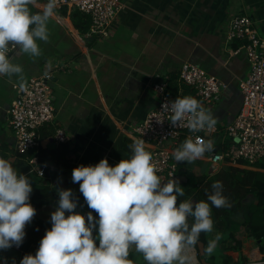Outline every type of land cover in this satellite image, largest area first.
I'll use <instances>...</instances> for the list:
<instances>
[{
  "label": "crops",
  "instance_id": "obj_1",
  "mask_svg": "<svg viewBox=\"0 0 264 264\" xmlns=\"http://www.w3.org/2000/svg\"><path fill=\"white\" fill-rule=\"evenodd\" d=\"M123 2L125 7L107 37L90 34V16L78 14L67 5L57 9V15L49 22V42H39L40 57L17 54L16 50L12 53L13 63L24 68V83L32 76L53 73L50 83L54 118L41 127L40 145L27 152L16 147L8 111L18 93L14 85L19 82L15 76L11 80L0 77V154L19 173L29 177L32 192L44 189L49 199L35 207L36 216L26 227L21 246L0 250V258H4L0 264H5V259L12 264L13 258L15 264H20L24 255H35L47 230L37 220L47 221L55 211L59 199L56 189H72L74 195L79 192V184L71 178L75 167L95 165L103 158L115 166L130 157L134 126L158 104L160 96L154 87L158 76L168 79L167 90L173 94V90L179 93L184 88L178 73L185 63H195L222 79L226 85L220 98L206 105L219 126L232 122L242 106L240 82L247 77L250 64L245 40H227V29L234 16L249 15L257 33L264 36V0ZM59 129L64 131V141L57 138ZM186 138L183 134L167 145L174 151ZM218 138L222 143L223 133ZM61 143L69 149L64 161L69 166H59L60 161L51 156L41 161L47 164L44 176L32 170L30 156L39 155L41 149H57ZM146 146L149 151L150 145ZM260 164H215L208 153L192 163H177L172 178L181 185L197 184L198 195L188 199L194 203L206 201L212 183L220 181L232 204L230 208H212L214 231L201 234L196 249L200 264H223L228 257L232 258L230 264H264V236L250 234L249 227L252 210L258 207V196L264 188V167ZM30 203L33 205L32 200ZM260 207L263 209L264 205ZM76 211L83 215L89 212L80 206ZM216 233H222L223 238L214 254L205 256L207 241ZM134 252L129 257L134 264H146L141 255L135 259Z\"/></svg>",
  "mask_w": 264,
  "mask_h": 264
},
{
  "label": "clouds",
  "instance_id": "obj_2",
  "mask_svg": "<svg viewBox=\"0 0 264 264\" xmlns=\"http://www.w3.org/2000/svg\"><path fill=\"white\" fill-rule=\"evenodd\" d=\"M58 7L59 0H0V77L11 80L15 76L20 88L25 87L24 68L13 63L10 51L40 57L39 42H49L48 25ZM162 108L173 127H186L192 133H211L217 124L212 112L191 96H177ZM129 148L130 157L115 166L103 158L95 165L72 170V182L79 184L90 211L86 217L75 211L78 200L72 189L57 188L59 199L50 216L51 228L45 231L35 255H24L20 264H134L129 258L133 250L146 264H200L196 249L201 234L214 231L212 208L232 206L222 182L212 183L206 201L179 199L185 195L183 187L173 175L165 180L158 174L160 169L146 142L135 139ZM212 151L211 138L190 136L172 157L177 163H192ZM32 191L29 177L0 157V250L23 243L25 229L37 211L30 203ZM222 238V233H216L209 239L204 255L212 256Z\"/></svg>",
  "mask_w": 264,
  "mask_h": 264
},
{
  "label": "built area",
  "instance_id": "obj_3",
  "mask_svg": "<svg viewBox=\"0 0 264 264\" xmlns=\"http://www.w3.org/2000/svg\"><path fill=\"white\" fill-rule=\"evenodd\" d=\"M67 5L88 14L91 18L88 32L103 37L111 34L117 15L125 7L123 0H59L58 9ZM235 38L245 40L250 68L247 77L240 82L242 106L233 121L224 127L216 124L211 133H192L186 127H173L167 120L169 113L163 112L162 105L175 100L177 96L168 92L167 78L158 76L159 79L154 84L160 96L158 104L134 126V136L150 145L149 151L160 169L158 174L165 180L174 176L178 168L172 157L173 150L167 142L178 141L183 134L193 139L196 136L207 139L208 135L223 133L222 149L208 152L210 161L215 164L224 161L264 163V36L257 33L251 16L236 15L231 18L227 29V40ZM14 51H10V56ZM52 78L53 73L45 72L32 76L23 89L18 84L14 85L18 93L8 111L16 136V147L22 153L40 145L41 127L54 118V97L50 83ZM178 79L181 84L194 89L196 99L205 108L208 103L220 98L226 85L222 79L195 63H185L179 70ZM57 138L59 141L65 140L62 129L57 131ZM0 157L3 158L1 154ZM28 161L32 170H36L41 176L45 175L47 164L41 162L39 155L30 156Z\"/></svg>",
  "mask_w": 264,
  "mask_h": 264
},
{
  "label": "trees",
  "instance_id": "obj_4",
  "mask_svg": "<svg viewBox=\"0 0 264 264\" xmlns=\"http://www.w3.org/2000/svg\"><path fill=\"white\" fill-rule=\"evenodd\" d=\"M75 11L78 14H84V15H88L86 13L81 12L78 9H75ZM89 26V25H88ZM184 88H182V91L178 93V91L175 92V90H173L174 94L176 96L179 97H184V96H191L196 98L195 96V92L194 89L188 85H184ZM177 89V88H176ZM220 133H215L213 135H208L207 139L211 138L214 142V150H221L222 149V143H220L218 135ZM69 149L67 147L66 143H61L57 149H53V150H45L43 151V149H41L39 151V158L41 161L44 160V158L46 157H51L53 156L54 158H56L57 160H59V166L62 164H66L65 166H69L67 163H65L64 161L66 160L65 156L68 154ZM256 163H261L260 166L264 167V163L263 162H256ZM58 164V163H57ZM181 187H183L185 195L184 197H181L179 199H188L189 196H197L198 195V191L196 190V183H190V184H185V185H181ZM264 186V184H263ZM46 190L44 191V189H38L35 190L34 192L31 193L30 195V200H32L33 202V206L36 207L38 205H41L43 202L48 201V197H46L45 194ZM261 196L259 197V204L258 207H256L255 209L252 210V214H251V218H250V226L251 227V232L250 234L255 235L257 238H261L264 236V208L260 209V206L264 205V188H262V192L260 193ZM75 198L78 200V207H82L85 209H88L90 211V209L87 207L84 198L82 196V194L80 192H78L77 194H75ZM76 211V210H75ZM93 216L96 217L98 219V216H96V214L93 212ZM260 217V218H258ZM37 224H39V226H44L45 228L50 229L51 228V222L50 219L47 221L44 220H37ZM256 224L260 225V228H258L256 226ZM98 244V241H97ZM232 258L228 257L225 262L223 264H230L231 263Z\"/></svg>",
  "mask_w": 264,
  "mask_h": 264
},
{
  "label": "rangeland",
  "instance_id": "obj_5",
  "mask_svg": "<svg viewBox=\"0 0 264 264\" xmlns=\"http://www.w3.org/2000/svg\"><path fill=\"white\" fill-rule=\"evenodd\" d=\"M138 255H140V254H138V253H136V252L133 253V257H134L135 259L138 257ZM214 262H215V261H214ZM214 262H213V263H214ZM217 262H218V261H217Z\"/></svg>",
  "mask_w": 264,
  "mask_h": 264
}]
</instances>
